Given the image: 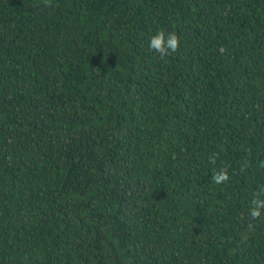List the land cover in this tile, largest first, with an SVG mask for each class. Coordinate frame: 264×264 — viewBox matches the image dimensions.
Returning a JSON list of instances; mask_svg holds the SVG:
<instances>
[{
	"label": "trees",
	"instance_id": "trees-1",
	"mask_svg": "<svg viewBox=\"0 0 264 264\" xmlns=\"http://www.w3.org/2000/svg\"><path fill=\"white\" fill-rule=\"evenodd\" d=\"M257 198L264 0H0V264H264Z\"/></svg>",
	"mask_w": 264,
	"mask_h": 264
},
{
	"label": "clouds",
	"instance_id": "clouds-1",
	"mask_svg": "<svg viewBox=\"0 0 264 264\" xmlns=\"http://www.w3.org/2000/svg\"><path fill=\"white\" fill-rule=\"evenodd\" d=\"M180 46V38L175 32L167 33L164 29H160L151 38L149 47L159 53L161 59H165L178 51ZM213 181L221 184L229 180L227 169L222 168L212 177ZM250 215L253 219L259 218L261 209H264V199H253Z\"/></svg>",
	"mask_w": 264,
	"mask_h": 264
}]
</instances>
